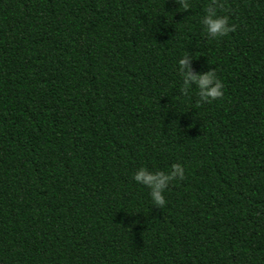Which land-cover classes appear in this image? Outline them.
I'll use <instances>...</instances> for the list:
<instances>
[{"label": "trees", "instance_id": "1", "mask_svg": "<svg viewBox=\"0 0 264 264\" xmlns=\"http://www.w3.org/2000/svg\"><path fill=\"white\" fill-rule=\"evenodd\" d=\"M186 2L0 0V264H264V0Z\"/></svg>", "mask_w": 264, "mask_h": 264}, {"label": "clouds", "instance_id": "2", "mask_svg": "<svg viewBox=\"0 0 264 264\" xmlns=\"http://www.w3.org/2000/svg\"><path fill=\"white\" fill-rule=\"evenodd\" d=\"M180 7L187 10L189 7L186 0H178ZM220 5L217 0H211L205 8V14L201 17L199 23L202 32L211 39L226 36L233 28L228 24L226 16L216 15V8ZM176 70L181 77L182 83L180 87L181 95L188 93L190 86H195L196 95L199 97L197 105L201 102L210 103L222 97V82L217 78L214 70L204 73H192L188 68L187 55L182 56L176 62ZM184 178V169L180 164H172L170 169L165 171H148L145 167L138 168L132 175V180L146 187L149 198L154 205L163 206L165 200L163 197L164 190L173 180H182Z\"/></svg>", "mask_w": 264, "mask_h": 264}]
</instances>
